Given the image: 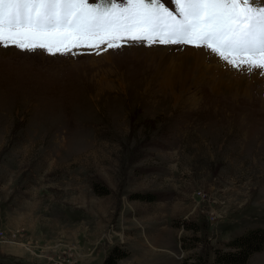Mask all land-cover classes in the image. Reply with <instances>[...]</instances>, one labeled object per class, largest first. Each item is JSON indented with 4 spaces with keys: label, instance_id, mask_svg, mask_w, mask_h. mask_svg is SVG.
I'll return each instance as SVG.
<instances>
[{
    "label": "rangeland",
    "instance_id": "1",
    "mask_svg": "<svg viewBox=\"0 0 264 264\" xmlns=\"http://www.w3.org/2000/svg\"><path fill=\"white\" fill-rule=\"evenodd\" d=\"M128 43L0 51V264H207L264 228V76L168 83Z\"/></svg>",
    "mask_w": 264,
    "mask_h": 264
},
{
    "label": "snow or ice",
    "instance_id": "2",
    "mask_svg": "<svg viewBox=\"0 0 264 264\" xmlns=\"http://www.w3.org/2000/svg\"><path fill=\"white\" fill-rule=\"evenodd\" d=\"M0 0V51L194 45L237 71L264 69V0ZM106 50V49H105ZM238 58V60H237ZM244 65H247L245 67ZM259 74L264 76V71Z\"/></svg>",
    "mask_w": 264,
    "mask_h": 264
},
{
    "label": "bare ground",
    "instance_id": "3",
    "mask_svg": "<svg viewBox=\"0 0 264 264\" xmlns=\"http://www.w3.org/2000/svg\"><path fill=\"white\" fill-rule=\"evenodd\" d=\"M137 47L138 49H135V51L129 52L130 58L132 59L137 54L140 55V59L145 58L143 69L154 70L153 75H158L161 81L164 82L171 83L177 80L183 83L185 80L192 78L201 83L207 81L219 89L223 88L225 91L234 94H247L248 85L252 82L248 81L240 71L227 66L224 62L221 63L215 56H209L195 46L186 45L182 48L176 46ZM7 50H10V48H7ZM138 51L144 53L139 54ZM224 66H226V70L223 69ZM251 71L259 73L264 69L258 71L253 68ZM261 87L264 88V86Z\"/></svg>",
    "mask_w": 264,
    "mask_h": 264
},
{
    "label": "trees",
    "instance_id": "4",
    "mask_svg": "<svg viewBox=\"0 0 264 264\" xmlns=\"http://www.w3.org/2000/svg\"><path fill=\"white\" fill-rule=\"evenodd\" d=\"M141 198L147 199L144 194H139ZM264 246V228H250L245 232L232 237L225 242V246L216 248L213 259L207 264H247L249 255L260 250ZM108 257L104 264H114L117 257Z\"/></svg>",
    "mask_w": 264,
    "mask_h": 264
}]
</instances>
